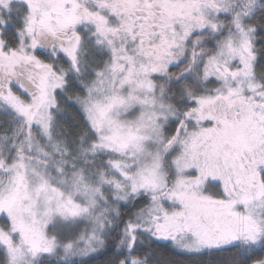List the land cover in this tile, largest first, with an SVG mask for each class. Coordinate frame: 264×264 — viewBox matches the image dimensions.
I'll list each match as a JSON object with an SVG mask.
<instances>
[{"label": "snow or ice", "instance_id": "1", "mask_svg": "<svg viewBox=\"0 0 264 264\" xmlns=\"http://www.w3.org/2000/svg\"><path fill=\"white\" fill-rule=\"evenodd\" d=\"M157 242L264 264V0H0V264Z\"/></svg>", "mask_w": 264, "mask_h": 264}, {"label": "trees", "instance_id": "2", "mask_svg": "<svg viewBox=\"0 0 264 264\" xmlns=\"http://www.w3.org/2000/svg\"><path fill=\"white\" fill-rule=\"evenodd\" d=\"M155 251L156 256L154 259L159 260L160 264H168L169 261L174 262V264H188V261L183 255L177 253L175 249L166 245L164 242H157ZM107 259V256H100L93 260L92 264H105Z\"/></svg>", "mask_w": 264, "mask_h": 264}]
</instances>
